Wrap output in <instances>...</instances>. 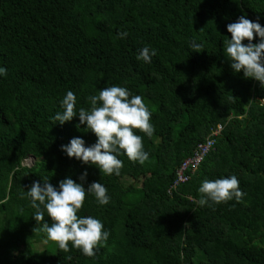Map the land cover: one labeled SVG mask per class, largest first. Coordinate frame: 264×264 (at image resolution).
Wrapping results in <instances>:
<instances>
[{
    "label": "trees",
    "instance_id": "1",
    "mask_svg": "<svg viewBox=\"0 0 264 264\" xmlns=\"http://www.w3.org/2000/svg\"><path fill=\"white\" fill-rule=\"evenodd\" d=\"M242 15L264 26V0H0V264H264V87L234 72L223 50L227 24ZM144 47L156 52L151 63L137 60ZM113 85L142 97L155 131L136 132L145 164L120 153L121 174L104 176L61 150L74 137L96 142L78 114L63 125L52 117L67 91L78 112ZM219 124L214 149L170 193ZM232 175L243 202L198 203L204 179ZM42 177L107 188L108 204L88 193L78 213L103 223L106 247L92 257L71 243L67 253L35 249L51 220L45 212L37 224L20 194Z\"/></svg>",
    "mask_w": 264,
    "mask_h": 264
},
{
    "label": "clouds",
    "instance_id": "2",
    "mask_svg": "<svg viewBox=\"0 0 264 264\" xmlns=\"http://www.w3.org/2000/svg\"><path fill=\"white\" fill-rule=\"evenodd\" d=\"M227 31L231 38L223 41V50L231 62V68L236 73L242 70L245 78H254L264 87V26L242 15L236 22L227 24ZM118 36L125 38L127 33L120 32ZM254 36L259 37L258 43L252 42ZM245 40L248 43H243ZM190 47L200 52L203 46L193 41ZM155 55L154 49L144 47L137 55V60L151 63ZM0 75L6 76L7 69L0 67ZM76 101L73 91H67L61 100L63 111L52 117L53 122L63 125L78 114L79 123L85 124L97 139L90 146H85V141L80 137H74L68 144L61 145V150L69 158L96 166L104 176L121 174L123 161L118 158L120 153L141 165L149 160V153L144 150L143 137L136 132L138 130L151 138L155 129L151 123V112L141 96L131 95L127 88L113 85L101 89L96 95L88 96L90 107L87 109L80 107L77 112ZM86 176L87 171L80 176V180L84 181ZM42 179L43 183L34 181L26 192L20 194L22 199H30L37 224L44 221L45 212L50 218L51 224L43 222L39 231L65 253L71 251L69 243L71 248L88 257L94 256L97 249L106 247L110 233L104 230L103 223L93 216H80L78 213L88 193L94 196L99 205L108 204L110 197L107 188L100 182H92L86 189L72 178L60 180L57 188L49 182L48 177ZM198 192V203L209 207L231 200L241 203L245 195L235 175L214 180L204 179ZM65 258L71 260L72 257L69 255Z\"/></svg>",
    "mask_w": 264,
    "mask_h": 264
},
{
    "label": "built area",
    "instance_id": "3",
    "mask_svg": "<svg viewBox=\"0 0 264 264\" xmlns=\"http://www.w3.org/2000/svg\"><path fill=\"white\" fill-rule=\"evenodd\" d=\"M205 142L200 143L194 150L193 154L184 159L181 166L176 172V180L173 183L170 193L172 190H177L179 185L189 181L191 175L198 170L200 165L204 162L209 153L214 149L216 143V136L220 134L223 126L219 124L215 127Z\"/></svg>",
    "mask_w": 264,
    "mask_h": 264
},
{
    "label": "rangeland",
    "instance_id": "4",
    "mask_svg": "<svg viewBox=\"0 0 264 264\" xmlns=\"http://www.w3.org/2000/svg\"><path fill=\"white\" fill-rule=\"evenodd\" d=\"M123 182L125 183V185H128L130 183V180L125 178L123 179ZM35 249L38 251H42V250H48L49 252H56L57 251V245L55 242L53 241H48V239H45L42 242H39L35 245Z\"/></svg>",
    "mask_w": 264,
    "mask_h": 264
}]
</instances>
